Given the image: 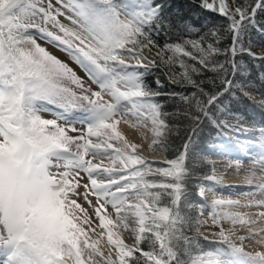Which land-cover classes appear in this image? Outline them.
Masks as SVG:
<instances>
[{"label": "snow or ice", "instance_id": "6c2138e0", "mask_svg": "<svg viewBox=\"0 0 264 264\" xmlns=\"http://www.w3.org/2000/svg\"><path fill=\"white\" fill-rule=\"evenodd\" d=\"M197 11L228 21L229 68L216 60L221 27ZM258 12L264 18V0H0V264H264V251L244 243L264 248V199H214L216 230L205 234L209 219L186 191L202 126L218 135L232 127L219 115H231L220 97L234 89L248 95L246 82L227 78L247 71L236 55L264 61L245 46L250 30L264 35ZM177 32L189 38L157 39ZM131 118L151 133L150 150L181 137L179 155L153 167L144 145L119 128ZM249 159L261 175L250 171L249 185L259 184L248 194L264 197V144ZM221 182L213 168L197 195ZM241 207L261 210H231Z\"/></svg>", "mask_w": 264, "mask_h": 264}, {"label": "trees", "instance_id": "16d2710c", "mask_svg": "<svg viewBox=\"0 0 264 264\" xmlns=\"http://www.w3.org/2000/svg\"><path fill=\"white\" fill-rule=\"evenodd\" d=\"M245 2L250 3L251 0H245ZM193 15L197 19H203L206 16L208 22H211L213 19H215L217 25L221 27V31L223 32L224 36L216 46L222 51L216 56V60L224 63L225 67L229 68L228 60L232 58L231 53L224 51L229 47L231 40L230 34L227 31L228 21L214 13H201L197 11L194 12ZM257 19L260 21V23H264V18H262L261 13L259 12L257 13ZM180 36H184V34L177 32L175 35L169 34L167 36H163L162 38L157 37V39L161 44L164 42L172 43L175 42ZM184 38L187 39L189 37L184 36ZM245 46L249 47L253 53L264 49V35L255 29L250 30L248 37L245 40ZM184 59L190 64L194 63L187 57ZM235 60L238 63H241L247 69V71L243 73L237 72L235 75L229 74L227 78L241 83L246 82L248 86L245 88V91L248 93V95H241L238 89H234L231 90L235 92L234 96L230 95L229 93H225L222 97H220V100L224 102L220 105V107L223 108L226 106L231 115H226L225 113H219V115L227 120L232 125V127L223 129V134L218 135L220 130L216 129L214 125L208 124L206 126H202V131L200 132L199 137H197L195 146V175L186 181V191L189 201L196 205L197 208L203 207L204 210H207V205L204 199L197 195V188L199 186L198 182L201 181L205 175L209 174L213 168H215L213 163L210 161V157L214 154V144L216 142L220 143L222 139H226L227 135L230 133H245L247 131V127L256 128L258 130L264 128V108L260 107V105L264 103V61L253 60L246 53H238L235 57ZM197 67H199V65H197ZM173 71L179 73L180 69L178 67H174ZM152 75L153 77H159V73H153ZM207 75L214 76L215 74L208 73ZM149 82H151V80ZM216 84L217 88H213L214 91L218 90V79ZM165 87L171 91V86L165 84ZM209 87L211 88L212 85H209ZM166 110L173 111V109L170 107H166ZM237 128L243 130H237ZM261 137V142L264 144V136ZM183 142L184 141L181 137H177L175 134H173L169 138L168 147L163 152L150 150L151 154L156 153L159 156H162L164 159L163 161H151L154 162L153 167H166L167 165L164 163V161L175 159L182 149ZM219 146L224 148L223 143H220ZM186 164H193L191 151L189 160L186 162ZM148 179L151 180L161 178L149 176Z\"/></svg>", "mask_w": 264, "mask_h": 264}, {"label": "rangeland", "instance_id": "374dc122", "mask_svg": "<svg viewBox=\"0 0 264 264\" xmlns=\"http://www.w3.org/2000/svg\"><path fill=\"white\" fill-rule=\"evenodd\" d=\"M62 22L65 24H69L67 20H64V18H61ZM42 46L46 47L53 55L57 56L59 59L65 61L68 63L76 72L78 75L83 77L86 81V83H90L87 80V77L85 73L62 51L58 50L56 47H54L51 44L45 43L44 40L38 39L37 41ZM258 55H264V49L258 50L254 52ZM95 87V85H93ZM45 118H52L48 113H43ZM132 119V124L128 125H135L137 121H135V118ZM127 124H124L123 122L119 125V128L121 131L124 130V127ZM77 127H80V125H77ZM259 134V136H258ZM255 133L251 131V129H248L245 133L240 132H233L227 135L226 139H222L220 143H223L224 148H221L219 146V142H216L213 146V152L214 154L210 157L211 161L213 162V165L215 167V171L217 176L222 177L221 184L215 188L214 191L205 193V196L203 197L204 201L207 205V210H204V217L206 219H209V224L201 226V231L205 234H210L212 231H215V227L211 226V220H210V210H211V203L216 198H222V199H232V200H240L242 204L247 203L250 200H258V199H264L260 195V193L257 191L253 195H249V189L255 188L259 184V180H254L252 185H249L247 177L250 174V171H255L257 176L261 175V165L259 163H253L249 157H253L256 155V152L260 150L262 142H261V131L260 133ZM252 141L254 142V145L251 147L242 148L240 145L241 141ZM151 142V140L148 142V144ZM134 143L142 144L138 140H134ZM147 146H144L143 151L145 154L143 156L145 158H148L150 160H164L162 156H159L156 153H150V149ZM157 156L161 157L158 158ZM239 161L240 162V168L237 169L235 167V163ZM232 165L229 167V165ZM220 211V209H217ZM228 210V209H224ZM232 211H239V212H247V213H256L260 211L261 209L258 208H233ZM109 211L111 209L109 208ZM89 212L91 214V209H89ZM225 226H229L228 222H224ZM239 229V226H237ZM99 231V230H98ZM240 234H244L243 230H240ZM245 246L247 251H264V248H261L260 246H256L252 244L249 241H245ZM107 251V249H104Z\"/></svg>", "mask_w": 264, "mask_h": 264}, {"label": "bare ground", "instance_id": "6f19581e", "mask_svg": "<svg viewBox=\"0 0 264 264\" xmlns=\"http://www.w3.org/2000/svg\"><path fill=\"white\" fill-rule=\"evenodd\" d=\"M136 121V120H135ZM142 122V121H141ZM124 136L129 139L131 142H134V140H138L141 143H143L144 146H147L148 142L152 139L151 133H144L142 129L135 127L134 125H126L124 127V130L121 131ZM144 136H147V140L144 139ZM240 145L242 148H246V147H251L252 145H254V142L250 141H241ZM143 154L144 151H142ZM158 158H161L159 156H157ZM124 238L125 241L128 244H132L133 243V238L131 236L128 235V233H124ZM103 244V242H102Z\"/></svg>", "mask_w": 264, "mask_h": 264}]
</instances>
